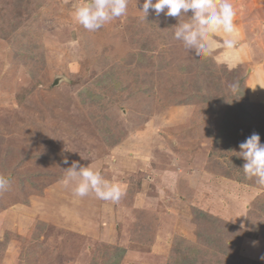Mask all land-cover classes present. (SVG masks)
I'll list each match as a JSON object with an SVG mask.
<instances>
[{
    "label": "rangeland",
    "instance_id": "1",
    "mask_svg": "<svg viewBox=\"0 0 264 264\" xmlns=\"http://www.w3.org/2000/svg\"><path fill=\"white\" fill-rule=\"evenodd\" d=\"M77 2L86 0H0V176L9 180L0 264H110L118 246L103 234L125 241L123 264H169L186 245L204 248L201 233L209 264H264V187L245 178L236 156L254 132L264 143V86L252 78V67H264V0H230L240 33L231 67L217 63L219 50L189 54L173 39L179 21L151 9L144 19L143 0H128L126 16L95 32L74 23ZM233 82L247 101L230 93ZM73 161L119 184V202L75 196L62 183ZM144 174L133 242L120 234L124 214L134 220L125 191L140 189ZM144 207L155 214L139 216ZM91 210L101 227L120 225L117 235L66 229Z\"/></svg>",
    "mask_w": 264,
    "mask_h": 264
},
{
    "label": "clouds",
    "instance_id": "2",
    "mask_svg": "<svg viewBox=\"0 0 264 264\" xmlns=\"http://www.w3.org/2000/svg\"><path fill=\"white\" fill-rule=\"evenodd\" d=\"M128 0H86L74 3L71 12L74 23L89 32L100 30L106 24L126 16ZM159 17L176 18L179 22L174 26L173 39L182 43L184 49L195 57H210L214 53L217 63L231 67L238 59L240 51V33L235 23L236 10L230 0H143L141 12L143 18L149 10ZM187 17L183 22L180 17ZM216 37H221L218 41ZM234 96L240 89L239 82L228 85ZM236 156L244 160L242 170L246 179L264 187V143L258 133H252L239 144ZM68 164L67 158L63 161ZM66 177L62 181L65 186L73 185L72 192L77 197L94 194L103 201L119 202L123 190L119 184L105 179L101 173L89 166H81L73 161L65 169ZM9 180L0 176V192L6 191ZM264 259V257H261Z\"/></svg>",
    "mask_w": 264,
    "mask_h": 264
},
{
    "label": "crops",
    "instance_id": "3",
    "mask_svg": "<svg viewBox=\"0 0 264 264\" xmlns=\"http://www.w3.org/2000/svg\"><path fill=\"white\" fill-rule=\"evenodd\" d=\"M257 66L258 65H256V67H252L253 70H254V73L253 74H255L254 75L255 78L254 77H252V78H253V80L256 79L259 82V85L258 86L260 87V85L261 86H264V67H259L258 68ZM109 174L111 175V173H109ZM145 176H146V174H144V177H142L140 179L141 181L143 179V181L141 183L140 189H137L136 191L134 190L135 192H132V194H131L128 191L129 190V187L126 186V191H125V193L127 192V195H128V201H127V203H125L126 204L125 205V208H128V209L132 208L133 209V211H131V212L134 213V214H132L130 216L132 218L134 217V220H133V223H130V218L126 214H124V216H126V218H124V225L122 227V231L120 232V234L122 235L123 232H125V231L128 232L129 238L132 239L133 242H135L133 236L137 234V233H135V231L133 229V225L137 221V219H136V216H137L136 212H137L138 209H141V208H139V205H140V203H142V199L143 198H148V190L145 189L146 186H147L146 185V182L147 181L144 180L145 179ZM122 186H124V184ZM142 209H144V210L138 211V212H142V213H140L139 216H141V215H145L146 216V215L155 214L154 209H151L149 212L146 211L147 210L146 207H144ZM162 212H165V211H162ZM127 213H129V211ZM164 215H166V214L165 213H162V216H164ZM114 216L115 215L108 216L107 219L108 220H114V218H113ZM70 221L73 222V223H71L70 226H66V229L67 230H69L71 232H78L79 233V231L81 229L82 230L83 229H86L88 232L85 231L84 233L89 234V236L93 240L99 239L98 238L99 237V234L101 235L100 230L109 229L110 230V233H113V235H117L118 230H119V226H120V225H116V227L113 230V227H111L110 225H107L106 222H104V224H103L104 227H101V224H100V213H99V211H98V214L96 212L94 213L93 210H91V212L90 211H86V212L82 213L81 215H80V213H77L76 212L75 213V216L74 217H71V220ZM125 222L130 224L129 227L126 228V229H125ZM137 223H139V222H137ZM101 236L104 238V239L102 238L103 239L102 242L106 243V245H116L118 247H122V248H124L126 250V254H127L128 248H126L125 241H123V242L116 241L115 242V241H113V239H109V240L106 239L105 236H104V234L101 235ZM138 242L140 244H142L140 241H138ZM155 242L154 243L153 242L152 243H149L148 245L152 246V245L155 244ZM169 253L170 252L167 253V256L169 255ZM169 257H171V256H169ZM122 264H123V262H122Z\"/></svg>",
    "mask_w": 264,
    "mask_h": 264
},
{
    "label": "trees",
    "instance_id": "4",
    "mask_svg": "<svg viewBox=\"0 0 264 264\" xmlns=\"http://www.w3.org/2000/svg\"><path fill=\"white\" fill-rule=\"evenodd\" d=\"M143 58L140 59V62L143 63L144 62V56H142ZM168 70L170 69H173V68H167ZM176 68H174L175 70ZM186 70V69H184ZM208 74L210 75L211 74V70L208 69ZM173 71V70H172ZM171 72V71H170ZM155 83V82H154ZM242 91H243V87L240 85V89H239V92H238V95L239 96H242ZM247 94H245L244 96L240 97L241 99L240 100H248L247 99ZM242 106V105H240ZM248 106L250 107V110L248 112L247 110V107L244 108L245 110V113L243 114L244 117H250L251 116V113L250 111L254 108L253 105L251 103L248 102ZM243 107V106H242ZM264 108V107H262ZM259 129L258 127L254 126L252 129ZM116 140L114 141L113 143V146L116 147L115 145L119 144L120 141L123 139V137H120V138H115ZM180 188V187H179ZM137 190L135 187L133 186H130L129 188V192L132 194V192H135ZM199 216H202L203 215V212H199L198 214ZM236 232V230L234 231ZM200 236L202 238H204L206 240L205 242V246L204 248H202L201 246H199V244L197 245H186L183 249L179 250L177 252H179V255L178 257L177 256H171L170 259H169V264H209V255H212L214 256V253L212 252L211 254L208 255V253L205 251L206 248H210L208 246V236L207 234L205 233H201ZM135 237V235H134ZM226 237H218L216 239L217 242H219V245H218V248H220L221 250V253L223 251H226V248H227V241L225 239ZM229 239H233V237H229ZM138 241H140L141 243H144L141 239H137ZM234 240V239H233ZM232 244H234V242H232ZM179 246H181L179 244ZM111 249H112V256H111V260L112 262L110 264H120L126 254V250L122 247H115V246H111ZM176 251H173L172 252V255L175 253ZM215 264H220V263H216Z\"/></svg>",
    "mask_w": 264,
    "mask_h": 264
}]
</instances>
